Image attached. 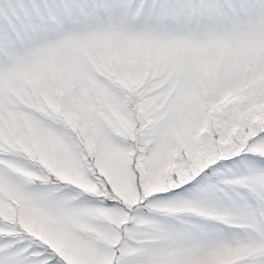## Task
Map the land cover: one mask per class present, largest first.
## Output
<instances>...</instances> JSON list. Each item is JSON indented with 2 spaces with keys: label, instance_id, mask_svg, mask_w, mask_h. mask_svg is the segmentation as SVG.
I'll list each match as a JSON object with an SVG mask.
<instances>
[{
  "label": "snow or ice",
  "instance_id": "6c2138e0",
  "mask_svg": "<svg viewBox=\"0 0 264 264\" xmlns=\"http://www.w3.org/2000/svg\"><path fill=\"white\" fill-rule=\"evenodd\" d=\"M100 23L174 54L115 137L123 186L38 169L58 230L0 207V264H264V0H0V53Z\"/></svg>",
  "mask_w": 264,
  "mask_h": 264
},
{
  "label": "rangeland",
  "instance_id": "374dc122",
  "mask_svg": "<svg viewBox=\"0 0 264 264\" xmlns=\"http://www.w3.org/2000/svg\"><path fill=\"white\" fill-rule=\"evenodd\" d=\"M173 55L113 23L72 27L0 53V153L10 157L0 156L7 169H0V207L58 230L32 187L44 179L38 169L89 191L97 188L89 171L123 186L124 150L115 137L134 139L137 99L152 94L145 85L159 76L161 58Z\"/></svg>",
  "mask_w": 264,
  "mask_h": 264
},
{
  "label": "trees",
  "instance_id": "16d2710c",
  "mask_svg": "<svg viewBox=\"0 0 264 264\" xmlns=\"http://www.w3.org/2000/svg\"><path fill=\"white\" fill-rule=\"evenodd\" d=\"M113 79H111V81H112ZM114 82V85H115V88L118 90L119 89V84L117 83V82H115V81H113ZM122 96L124 97V100H125V104L128 106V108H130L129 109V111H133V105H132V99L131 98H127V95L126 94H122ZM53 117V116H52ZM54 119V121H56L57 123H60L59 125L60 126H64L65 128H66V126L64 125L65 123H62V121H60V120H58L57 118H58V116L57 117H53ZM67 129V128H66ZM123 138H126V139H130L129 137H127V136H123ZM97 173V172H96Z\"/></svg>",
  "mask_w": 264,
  "mask_h": 264
}]
</instances>
